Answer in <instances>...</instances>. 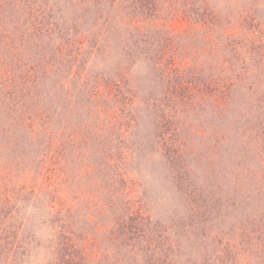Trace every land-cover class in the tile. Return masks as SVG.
<instances>
[{
    "label": "rangeland",
    "instance_id": "rangeland-1",
    "mask_svg": "<svg viewBox=\"0 0 264 264\" xmlns=\"http://www.w3.org/2000/svg\"><path fill=\"white\" fill-rule=\"evenodd\" d=\"M186 1L3 0L0 264H264V0Z\"/></svg>",
    "mask_w": 264,
    "mask_h": 264
},
{
    "label": "trees",
    "instance_id": "trees-1",
    "mask_svg": "<svg viewBox=\"0 0 264 264\" xmlns=\"http://www.w3.org/2000/svg\"><path fill=\"white\" fill-rule=\"evenodd\" d=\"M160 1L167 2V0H160ZM203 1L202 0L199 1V2H202L200 5L198 4L199 2H197L196 3L198 4L197 7H193L192 2L186 1L185 4H183L184 6H182L180 9L179 8L175 9L174 12H177L178 15L173 13L172 16H175L176 19H178L179 21L186 22V21L193 20V22L201 23L202 25L216 23V21L218 20L216 18V14H214L213 11L209 9L208 7H205V3ZM161 2H157V0H155V2H153V5L151 3L150 4L148 3L149 5L145 6L144 10H140V13L146 14L147 17H149L150 19L153 18L151 19L153 27L151 29L146 30V34H145L146 37L147 35H149L151 40H158L162 38L164 34L163 30H160L157 22L155 21L156 19L160 18V13L162 10L163 12L166 11L164 10V8L161 7L162 6ZM2 3H3V0H0V6L2 5ZM186 5H189V6L186 7ZM135 30L136 32H139L140 35H142V38H144L143 37L144 29L142 30L141 27L135 26ZM261 42L264 45V42L262 40ZM2 73H4L5 75L9 74L8 71L4 70V68L2 70ZM148 241L149 240H147L146 242ZM261 245H262L261 252H263L264 243H262Z\"/></svg>",
    "mask_w": 264,
    "mask_h": 264
}]
</instances>
